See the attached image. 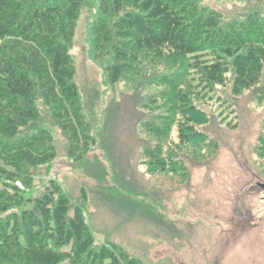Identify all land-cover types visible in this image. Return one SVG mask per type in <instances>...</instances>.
Instances as JSON below:
<instances>
[{"label": "rangeland", "instance_id": "1", "mask_svg": "<svg viewBox=\"0 0 264 264\" xmlns=\"http://www.w3.org/2000/svg\"><path fill=\"white\" fill-rule=\"evenodd\" d=\"M99 3L82 0L69 48L95 144L72 160L67 137L39 102L40 119L30 128L51 132L56 158L30 169L29 192L42 195L55 179L72 208L84 202L83 191L95 243L114 242L141 264H264V106L254 103L257 88L234 97L232 75L225 88H214V96L227 100L234 113L207 98L178 103L174 94L180 84L195 90L187 68H171L148 55L110 83V57H96L92 46ZM195 4L196 11L215 13L223 26L256 15L264 19V0ZM185 114L205 135L172 155L173 163L162 172L148 154L170 160L168 149Z\"/></svg>", "mask_w": 264, "mask_h": 264}, {"label": "trees", "instance_id": "2", "mask_svg": "<svg viewBox=\"0 0 264 264\" xmlns=\"http://www.w3.org/2000/svg\"><path fill=\"white\" fill-rule=\"evenodd\" d=\"M195 5V0H100L92 46L96 57H110V83L148 55L171 68H187L195 90L180 84L178 103L207 98L232 112L227 100L214 96V88H225L232 75L234 97L256 87L254 103L264 106V19L256 15L223 26L215 13L196 11ZM81 6L82 0H0V264H141L114 242L95 243L83 191L84 202L72 208L55 179L42 195L29 192L30 169L56 158L51 132L30 128L40 119L39 102L67 137L72 160L95 144L69 53ZM180 119L170 160L148 154L162 172L172 155L205 135L191 115Z\"/></svg>", "mask_w": 264, "mask_h": 264}]
</instances>
